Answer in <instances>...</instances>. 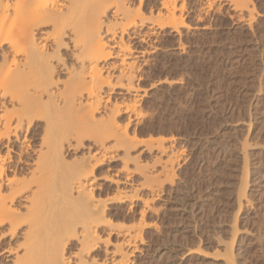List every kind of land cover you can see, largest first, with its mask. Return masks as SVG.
Segmentation results:
<instances>
[{
  "label": "bare ground",
  "instance_id": "obj_1",
  "mask_svg": "<svg viewBox=\"0 0 264 264\" xmlns=\"http://www.w3.org/2000/svg\"><path fill=\"white\" fill-rule=\"evenodd\" d=\"M147 1L0 0V264H129L155 225L145 216L157 215L159 174L170 183L174 168L167 152L159 173L132 156L143 140L118 116L140 115L136 59L128 61L139 54L122 37L188 25L185 0ZM223 1L252 17L248 0ZM113 55L125 107L105 97L114 88ZM166 140H159L161 152ZM77 150L81 156L68 161L66 152ZM109 162L119 165L98 172ZM132 175L137 183L121 187Z\"/></svg>",
  "mask_w": 264,
  "mask_h": 264
},
{
  "label": "rangeland",
  "instance_id": "obj_2",
  "mask_svg": "<svg viewBox=\"0 0 264 264\" xmlns=\"http://www.w3.org/2000/svg\"><path fill=\"white\" fill-rule=\"evenodd\" d=\"M185 1L188 29L146 35L144 27L135 40L131 32L122 37L134 56L139 54L128 61L136 59L138 102L134 99L140 115L118 116L143 140L132 156L146 171L159 173L173 155L168 161L174 168L173 183L158 175L157 184H163L152 205L160 209L145 216L155 227L145 230L129 264H264V0H248L252 17L223 0ZM113 56L106 70L114 82L120 61ZM113 82L105 97L122 105L129 96ZM162 138L170 140L162 145L172 154L157 147ZM78 150L67 151L66 159L81 156ZM118 165L109 162L98 172L111 173ZM135 176L121 187L135 185ZM124 206L120 210L127 215Z\"/></svg>",
  "mask_w": 264,
  "mask_h": 264
}]
</instances>
